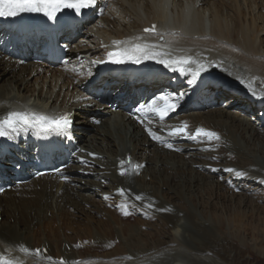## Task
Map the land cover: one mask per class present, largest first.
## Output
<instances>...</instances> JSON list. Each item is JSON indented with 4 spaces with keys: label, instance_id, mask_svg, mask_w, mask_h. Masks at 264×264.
Returning a JSON list of instances; mask_svg holds the SVG:
<instances>
[{
    "label": "bare ground",
    "instance_id": "6f19581e",
    "mask_svg": "<svg viewBox=\"0 0 264 264\" xmlns=\"http://www.w3.org/2000/svg\"><path fill=\"white\" fill-rule=\"evenodd\" d=\"M95 3L62 38L70 48L59 67L33 59L34 37L22 51L21 38L5 28L10 17H0V120L10 112L73 111L69 135L80 148L59 176L0 194V264H247L255 242L264 259V0ZM152 24L155 34L142 33ZM115 45L130 62L138 55L144 64L192 63L161 84L150 76L144 89L124 79L110 97L112 81L93 79ZM136 45L161 55H133ZM160 96L175 105L164 120L137 111L153 100L163 107ZM138 97L133 115L109 108ZM184 124L186 134L170 135ZM198 128L219 141L190 139ZM11 136L14 154H33L30 128ZM43 246L47 254L37 255Z\"/></svg>",
    "mask_w": 264,
    "mask_h": 264
},
{
    "label": "snow or ice",
    "instance_id": "6c2138e0",
    "mask_svg": "<svg viewBox=\"0 0 264 264\" xmlns=\"http://www.w3.org/2000/svg\"><path fill=\"white\" fill-rule=\"evenodd\" d=\"M95 3V0H0V17H17L21 14H43L48 20H56L57 13L62 9H74L75 14L77 16L81 15V10L89 8ZM155 26L152 29H144L145 32L154 31ZM119 43V42H117ZM154 46L151 45H136L132 49L133 55L136 53H141L145 57L155 58L160 56V53H150L149 49ZM128 56V50L125 49L123 53H109V57L111 58L112 63L120 64L124 62L125 57ZM131 58V57H129ZM140 56H135V61L138 62ZM157 63L163 64L166 68L172 67L173 65L180 66L174 68L175 71H179L181 75L185 74V68L183 65H188L192 63L189 59H176V60H164L157 59ZM203 66H198L197 70L192 73V79L188 80V84L192 85L196 82L197 77L200 74ZM160 101H164L163 107H161L157 100H153L151 104L141 106V109H137V111L147 110L148 112L155 113L159 116L161 120H164L169 111H173L175 109V105L170 103L168 99L164 96H160L158 98ZM39 125V127L44 131H54L63 133L66 132L71 126V120L67 115H63L57 117L55 119H49L44 116H35L31 113L24 112H10L6 117L0 120V137H8L10 132H16L24 127H33ZM187 129V125H181L180 128L174 129L170 135L179 136L182 133H185ZM149 135L152 136L153 139H159L155 136L154 133L149 131ZM198 137L207 138L209 141H219L220 137L212 131H206L202 128H198L195 130L194 134L189 135L190 139H197ZM166 147H171V145H165ZM229 172H233V169H227ZM121 175H125L124 172H121ZM235 175L240 177L243 176L244 173L235 172ZM139 198V197H138ZM125 216L129 215V213L125 210L123 213ZM21 251L27 253L28 249L21 248ZM37 255L39 254V250H37ZM3 264H13L12 261H4ZM63 264V261H61Z\"/></svg>",
    "mask_w": 264,
    "mask_h": 264
},
{
    "label": "rangeland",
    "instance_id": "374dc122",
    "mask_svg": "<svg viewBox=\"0 0 264 264\" xmlns=\"http://www.w3.org/2000/svg\"><path fill=\"white\" fill-rule=\"evenodd\" d=\"M261 15H264V13L263 14L261 13ZM238 192H239V190H236L235 194H237ZM123 216H125V215H123ZM142 218L144 219V216ZM124 219L127 221H130V222L134 221V217L131 213L129 215H127L126 217H124ZM145 219H147V218H145ZM91 243H92V241H91ZM255 243H256V247L254 248V250H249L246 252L248 254V256H247V258H245V260L247 259V264H264V259L261 258V255L259 254L258 249H257L258 248V244H257L258 242H255ZM85 244H87V242H85L84 245ZM77 247H78V244L76 245V248ZM77 249H80V247Z\"/></svg>",
    "mask_w": 264,
    "mask_h": 264
}]
</instances>
